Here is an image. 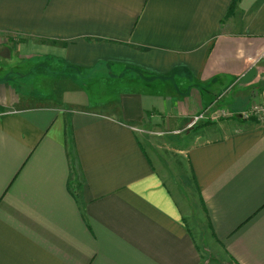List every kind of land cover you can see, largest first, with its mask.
Instances as JSON below:
<instances>
[{
  "label": "crops",
  "instance_id": "0c3cea01",
  "mask_svg": "<svg viewBox=\"0 0 264 264\" xmlns=\"http://www.w3.org/2000/svg\"><path fill=\"white\" fill-rule=\"evenodd\" d=\"M263 98L264 0H0V264H264Z\"/></svg>",
  "mask_w": 264,
  "mask_h": 264
},
{
  "label": "rangeland",
  "instance_id": "374dc122",
  "mask_svg": "<svg viewBox=\"0 0 264 264\" xmlns=\"http://www.w3.org/2000/svg\"><path fill=\"white\" fill-rule=\"evenodd\" d=\"M38 83H40V81ZM249 107L247 109H249ZM221 110H223V109H221ZM218 111H215L214 113H212L210 115L206 114L207 110L202 112V113H204V118L195 122V125L193 124L192 128L197 127L202 122H218L220 120H228V119L235 118V117H229L228 116L226 118H218V119L212 120L211 116L216 114ZM193 118H191L190 123L188 125L191 124V122L193 121ZM240 120H242V119H240ZM249 120H251V119H249ZM254 121H255V119H254ZM144 148L147 151L146 153H148V155L152 159H153V157L156 156L157 160H159L161 163H164L162 158H166L167 166H165L166 164H164V166H162L163 168L161 170V173L164 175V179H165L166 184H168L169 187L173 190L175 197L177 198L178 202L184 201V203H186V206H187L186 208H188L189 205H191V206L192 205L193 206L199 205V203L197 201L196 194L193 190L192 182H190V175L186 170V167H185L184 162L182 161V158L179 156L171 155L170 154L171 150H169L168 152L165 150L158 151V154H156V152H154L152 149H150L149 147H147L145 145H144ZM200 208L201 207L196 208V211L198 213H200ZM191 209L193 210V207H191ZM194 211H195V209H194ZM194 216L195 215L192 214L193 224H195L196 227H198V224H197L198 222L196 221V218ZM200 224L202 225V227H204V224H205L204 218L202 219V222ZM197 229H200V227H198ZM205 230H206V228H205ZM199 245L201 248H203L202 242ZM207 254H208V257L210 258V260H212V264H216V261L220 262L219 260L224 258L223 252L219 253L218 255L213 254V253L210 254L209 252H207Z\"/></svg>",
  "mask_w": 264,
  "mask_h": 264
},
{
  "label": "built area",
  "instance_id": "2783aa9c",
  "mask_svg": "<svg viewBox=\"0 0 264 264\" xmlns=\"http://www.w3.org/2000/svg\"><path fill=\"white\" fill-rule=\"evenodd\" d=\"M237 117L242 120H254L260 124H264V98L260 102H253L249 109L245 110L241 113H233V111H229L226 109L218 111L216 114L211 116L212 120L218 119V118H226V117ZM204 118V113L199 114L198 116H194L193 121L188 126L191 128L193 124L195 125V122L198 120H201Z\"/></svg>",
  "mask_w": 264,
  "mask_h": 264
},
{
  "label": "trees",
  "instance_id": "16d2710c",
  "mask_svg": "<svg viewBox=\"0 0 264 264\" xmlns=\"http://www.w3.org/2000/svg\"><path fill=\"white\" fill-rule=\"evenodd\" d=\"M234 1H237V0H234ZM230 9H233V5L230 7ZM230 9H229V10H230Z\"/></svg>",
  "mask_w": 264,
  "mask_h": 264
}]
</instances>
